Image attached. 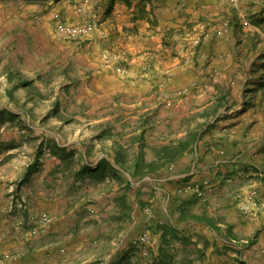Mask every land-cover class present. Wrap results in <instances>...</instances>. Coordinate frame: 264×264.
I'll return each instance as SVG.
<instances>
[{
	"label": "crops",
	"instance_id": "crops-1",
	"mask_svg": "<svg viewBox=\"0 0 264 264\" xmlns=\"http://www.w3.org/2000/svg\"><path fill=\"white\" fill-rule=\"evenodd\" d=\"M127 1L93 0L107 17L93 40L132 57L112 51V65L86 68L100 103L65 117L54 96L43 105L54 116L0 115L1 125L25 127L0 138V209L14 193L23 217L55 219L24 239L0 214L3 251L18 257L0 264H264V180L249 178L264 166V0H155L142 16L141 0ZM145 55L152 73L142 71ZM0 78L14 99L8 73ZM50 120L86 132L76 126L66 143L60 126L32 134L30 124ZM205 180L203 198L179 193ZM251 192L259 207L247 216ZM146 231L153 243L142 257Z\"/></svg>",
	"mask_w": 264,
	"mask_h": 264
},
{
	"label": "rangeland",
	"instance_id": "rangeland-1",
	"mask_svg": "<svg viewBox=\"0 0 264 264\" xmlns=\"http://www.w3.org/2000/svg\"><path fill=\"white\" fill-rule=\"evenodd\" d=\"M82 2L83 0H0V74L6 72V70L10 72L12 81L9 83L15 85V87L19 86V81L28 83L26 88L18 87L15 90L14 99H8L3 91L5 80L0 78V108H7L3 111L0 110V115L12 114L13 116L26 117L28 114L25 111L29 110L33 112V114L29 113L30 115L54 116L52 110L48 111L43 105H46V101L51 103L52 98L56 96L59 99L58 103L64 107L62 111L58 110L60 115L65 117L70 115L85 116V111L88 109L84 104L85 100L94 101L93 97L97 101L103 99L101 96H95L91 93L93 75L88 74L86 68L90 64L103 67L112 65V61L106 64L101 60V54L104 51H108L111 57L114 54L112 51L121 53L126 58L132 57H127L121 51L98 47V41H94L92 35L98 33L100 25L107 17L101 7H94L93 0H89V4L84 7V11L79 10L82 7ZM93 7L96 12H91ZM90 19L96 21V28L85 39L64 41L55 36L54 27L59 23L82 24ZM190 47L191 49L196 48L192 45ZM142 63V71L144 72L145 63L149 66L148 73H152L153 68L149 56L145 55ZM113 69L115 70V65ZM155 73L153 72V74ZM108 75H112V73L109 71ZM165 87L164 85L161 89ZM185 95H171L176 100L170 106H167L166 102L169 95L164 101V105L170 108L183 99ZM28 97L35 98L34 100L39 104L25 103L24 100ZM23 102L27 108H23ZM58 121L60 120H50L46 124H30V129L34 131L32 132L33 135H38L43 129L49 130L52 127L57 129L60 126L57 132L61 139L59 141H63L62 143L72 139L76 126L80 129L79 133L86 132V127L83 125H76V123L72 125L60 124ZM4 126V124H0V138H3L2 135L6 134L5 131L10 128H25L19 125H7L3 130L2 127ZM88 131L90 130L88 129ZM8 132L13 134H9L10 138L19 137L14 135L12 131ZM256 177L264 180V166L257 170L253 177L250 176L249 178L255 179ZM14 200L18 201L15 196ZM18 212L14 211V214L8 212L2 215L3 218L10 220L11 227L16 217H23L22 212ZM94 212V210L93 212L88 211L90 214H94ZM38 214L28 212L27 217L23 218L26 220L29 215ZM50 216L53 218V224L55 219L52 215ZM150 220L147 219V221ZM3 247V243H0V251L4 250Z\"/></svg>",
	"mask_w": 264,
	"mask_h": 264
},
{
	"label": "bare ground",
	"instance_id": "bare-ground-1",
	"mask_svg": "<svg viewBox=\"0 0 264 264\" xmlns=\"http://www.w3.org/2000/svg\"><path fill=\"white\" fill-rule=\"evenodd\" d=\"M88 4H89V0H83L81 4L82 7H80L79 10L84 11V7H86ZM95 28H96V21L94 19H90L87 22L82 23V24L59 23L54 27V33H55V36L60 40L76 41V40H82V39L87 38L90 34H92L95 31ZM200 42H201V37H197V38L195 37L191 40V44L193 47H197L200 44ZM101 60L104 63L109 64L112 61V57L108 51H104L101 54ZM148 68L149 66L144 63V69L146 73H148ZM115 72L124 78L128 76V68L123 67L120 64L115 65ZM160 86L162 87V85ZM187 91H188V88H183L179 90L175 94V96L185 95ZM174 100L176 99H174L173 97H170L169 100L166 102V105L170 106ZM208 184H209L208 180H205L203 183H201V185L200 184H189L179 189V193L181 194L191 193L197 198H203L205 187L208 186ZM9 199H10L9 206L7 208L0 209L1 215L6 214L8 212H12V214H14V211H16L17 208L24 209L23 205L19 204L18 201L14 200L13 193L10 194ZM247 199H248L247 202H245L244 205L241 207V211L244 215L248 216V215L254 214L258 210L259 206L257 203V196L255 192H251V194L248 196ZM88 211L92 212V209H88ZM144 211H145V214L147 215V219L148 220L151 219V213H152L151 208H146ZM52 222H53V218L49 215H29L28 217L29 224H27L29 226L28 228H25L26 222L24 218L21 216L18 218L16 217L15 220H13L12 228L14 232L16 233V235L24 239H30L38 235L40 232H42L47 227H49L52 224ZM159 223L163 224L162 221H160ZM152 240H153L152 235L147 231L139 235L137 242H136V247L139 249L142 257L148 256V249L150 245L153 243ZM0 258L2 260H17L18 257L17 255L9 251H0Z\"/></svg>",
	"mask_w": 264,
	"mask_h": 264
},
{
	"label": "trees",
	"instance_id": "trees-1",
	"mask_svg": "<svg viewBox=\"0 0 264 264\" xmlns=\"http://www.w3.org/2000/svg\"><path fill=\"white\" fill-rule=\"evenodd\" d=\"M155 0H141L140 2H141V4H142V6L140 7V9H139V15H144V11H145V6H146V4H153V2H154ZM128 1L126 0V3H127ZM6 72L8 73V80H9V82H11L12 81V75H11V73L10 72H8L7 70H6ZM19 83V86H17V87H15V85H13L11 88H9L8 90H7V94H8V96L9 97H12V95H13V91L16 89V88H18V87H24V88H26L27 86H28V83H23L22 81L20 82H18ZM55 110H57V107H55L54 108V111Z\"/></svg>",
	"mask_w": 264,
	"mask_h": 264
}]
</instances>
